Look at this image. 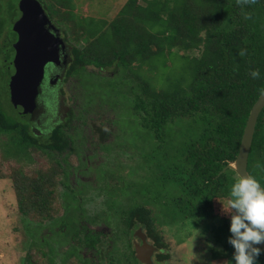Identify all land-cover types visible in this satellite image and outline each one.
<instances>
[{"label": "trees", "instance_id": "obj_1", "mask_svg": "<svg viewBox=\"0 0 264 264\" xmlns=\"http://www.w3.org/2000/svg\"><path fill=\"white\" fill-rule=\"evenodd\" d=\"M54 1L71 11L62 15L63 19L76 22L72 0ZM142 1L127 0L110 22L77 20L81 32H85H79L74 26L68 30L69 40L82 39L85 47L74 48L70 41L72 63L65 80L79 79L81 66L86 70L90 66L116 67V75L122 72L140 88L133 97V117L150 133V146L154 147L150 159L156 161L155 174L161 186L158 187L163 188L162 192L150 191L149 199L157 202L158 195L160 201L166 199L165 208L172 221L202 225L207 219L220 220L217 231L226 238V249L232 251L228 243L230 217H218L214 205L218 199L228 198L231 185L239 179L233 170L222 171L235 162L250 111L261 95L259 89L264 87V0ZM55 15H59L58 12L50 17L54 20ZM175 48L198 50L200 55L181 56L188 62V75L172 81L167 88L158 89L152 82L155 73L147 75L142 68L147 65L150 72L154 71L159 58L166 59L164 64L167 65V56L176 54ZM240 49L246 50L243 56L238 55ZM253 69L259 71L258 78L251 77ZM75 116L74 109L68 105L64 119L46 129L47 134L46 130H41L40 136L34 132V129L39 130L33 122L34 116L24 123L10 122L0 108V132L11 135L6 146L10 152L5 149V158L27 157L30 149H40L48 155L69 150L75 140L67 129L71 128ZM184 122L186 126L182 125ZM175 125L186 131L178 144L173 139ZM100 131L103 140L94 144L101 145L107 137V132ZM57 164L61 167L59 162ZM248 172L264 187V109L256 124ZM15 181L20 213L51 218V192L47 187L53 184L52 174L40 171L34 178L21 175ZM113 188L111 193L117 195L125 189L117 186V182ZM132 193L145 199L142 193ZM145 203L135 204L127 212L120 211L134 229L142 227L154 246L161 250L163 243L156 230L159 221ZM106 204L110 210L116 208ZM72 215H67V219H75ZM36 228L35 233L42 236L44 226L39 222L34 230ZM258 261L264 264V252Z\"/></svg>", "mask_w": 264, "mask_h": 264}, {"label": "rangeland", "instance_id": "obj_2", "mask_svg": "<svg viewBox=\"0 0 264 264\" xmlns=\"http://www.w3.org/2000/svg\"><path fill=\"white\" fill-rule=\"evenodd\" d=\"M22 1L0 0V108L8 121L19 123H24L25 118L13 105L9 84L14 74L12 65L16 43L14 26L19 19ZM39 1L45 8H49L47 10L50 15L58 12L59 15L54 17L58 28L69 30L76 26L79 32L81 29L77 20L104 19L110 22L127 2V0H72V12L77 18L74 22L62 18V15L71 12L68 8L56 4L54 0ZM143 2L139 0V3ZM105 34L108 35V31ZM69 38H71L70 34ZM70 41L74 48L85 47L82 39L72 38ZM174 50L176 54L167 56L169 59L167 65L164 64L166 61L164 58L156 61L155 72H150L147 65L142 68V72L147 75L155 73L152 82L158 89L167 88L172 81L180 80L182 75H188L186 71L188 62L181 56L200 55L198 50L179 51L177 48ZM116 70V67L104 68L103 66L99 68L90 66L86 70L81 66L78 70L80 71L79 79L70 80L69 78V83H61L55 90H45L37 99L40 108L33 118V122L39 129L38 131L34 129L36 134H40L41 130L49 129L56 121L64 119L68 112V105L76 113L70 123L71 128L67 129V132L74 136L75 141L72 147L62 154L48 155L40 149H30L27 157L5 158V149L10 152L6 146L10 143L11 135L0 132V174L2 175L0 179V264H28V261L45 264L48 262V258L43 254L49 253L48 240H43L42 243L39 237L37 240L32 237L37 235L35 233L37 228L34 230L35 224L40 222L44 229L49 227L50 221L67 215L72 201L82 208L86 218L116 221L115 224L110 225L111 232L108 234L113 233L116 237L118 234L122 236L125 230V225H120L118 222L124 219L122 216H125V213L120 210L124 209L127 212L131 206L146 202L145 204L159 221L156 223V230L163 243L162 249L160 251L157 249L158 252L154 254L153 264H231L233 250L226 249L227 240L217 231L221 225L220 220L207 219L202 221V225L181 220L172 221V217L168 215L165 208L166 199L160 201L159 195L157 202L149 199L150 191L162 192L163 188H159L161 186L157 183L156 161L150 159L154 149L150 146V133L143 129L137 117H133L135 114L133 97L140 92V88L130 78H125L122 72L116 75ZM132 87H134V93L131 91ZM62 101L66 103L63 104ZM48 120L50 125H46ZM182 125L186 126V122ZM100 129L107 132V137L101 145L94 144L103 140ZM173 129L175 131L173 139L178 144L181 138H184L186 131L184 127L176 125ZM47 133L49 130H46ZM152 156L155 157L154 154ZM58 162L61 167L58 166ZM40 171L42 173L48 171L53 179V184L47 187L51 192L49 210L52 215L48 219L39 218L34 214L22 215L18 209L15 179L20 178L21 175L34 178ZM64 182L67 185H64ZM116 182L117 186L125 188L120 195L111 193ZM133 191L144 194L145 199H142L140 195H133ZM74 193L77 195L75 198ZM147 193L148 198H146ZM114 195L118 196L116 202ZM164 195L162 194V197ZM225 202V199H218L214 205L215 214L220 218L231 215L224 210ZM106 203L116 208L111 211ZM77 216V214L72 215L75 219H79ZM44 229H41V234L49 237V230ZM125 237L127 238L126 233ZM126 238L124 241L118 240V244L123 246L119 247L117 244L119 251L125 249ZM35 241L39 247L35 245ZM148 241L154 245L151 238ZM260 247L264 248V244ZM158 255L164 257L160 259Z\"/></svg>", "mask_w": 264, "mask_h": 264}, {"label": "flooded vegetation", "instance_id": "obj_3", "mask_svg": "<svg viewBox=\"0 0 264 264\" xmlns=\"http://www.w3.org/2000/svg\"><path fill=\"white\" fill-rule=\"evenodd\" d=\"M39 2L50 21L44 24L41 30L46 36L47 45H50L51 50L57 51L59 59H57L58 62H51L46 65L38 98L41 97L45 90H55L59 88L61 83H69V78L67 81L65 79L72 63L71 51L73 50L70 45L68 30L58 28L57 23L50 17L47 8H45L41 1ZM22 17L23 12L20 8L19 19L17 21ZM17 40L18 34L16 33ZM37 107L38 110L40 108L38 102ZM73 196L75 198L77 195L74 193ZM72 204H69L71 205V209H68V211L77 214L79 219H67V215H70L67 211L66 216L50 221V226L48 227L49 237H45V235H42V237L38 234L35 236L36 240L39 237L42 243L43 240H48L49 253H43L48 258V262L45 264H146L138 259L135 247V241H137L142 233L149 240L147 232L142 227L138 226L134 229V225L131 226L129 221L122 216L124 219L118 222L120 225H125V230H123V235L120 236L118 234L119 237L117 236V238L113 233L108 235L111 232L110 225L115 224L116 221L109 222V219L107 221H99L97 219L86 218L84 217L82 208ZM134 224L137 223L134 222ZM125 233L127 238L125 237ZM125 238L127 245L125 249H120L119 251L117 246L118 240L124 241ZM118 245L119 247H123L121 244ZM36 246L39 247V245ZM157 249L160 251L158 247ZM32 262L28 261V264H38Z\"/></svg>", "mask_w": 264, "mask_h": 264}, {"label": "water", "instance_id": "obj_4", "mask_svg": "<svg viewBox=\"0 0 264 264\" xmlns=\"http://www.w3.org/2000/svg\"><path fill=\"white\" fill-rule=\"evenodd\" d=\"M21 10L23 17L14 26L18 40L14 45L15 55L12 65L14 74L10 80V91L15 108L26 120H30L37 108L39 88L48 63L58 62L57 51L47 45L46 36L42 32L44 24L49 19L37 0H23ZM264 109V95H260L253 105L241 139L239 152L235 162L227 165V169L236 172L237 176L250 175L248 172L249 155L254 139L256 124ZM138 259L146 264H152V257L157 248L150 244L145 234L135 241Z\"/></svg>", "mask_w": 264, "mask_h": 264}, {"label": "clouds", "instance_id": "obj_5", "mask_svg": "<svg viewBox=\"0 0 264 264\" xmlns=\"http://www.w3.org/2000/svg\"><path fill=\"white\" fill-rule=\"evenodd\" d=\"M245 49L238 55L243 56ZM251 77L260 73L253 69ZM264 95V87L259 89ZM260 166L259 164L257 165ZM231 213L228 243L233 248L231 264H259L258 257L264 252V187L252 175H243L230 188V194L223 204Z\"/></svg>", "mask_w": 264, "mask_h": 264}]
</instances>
